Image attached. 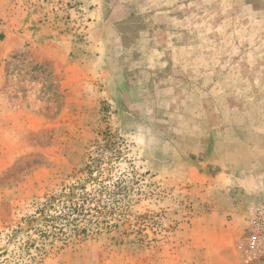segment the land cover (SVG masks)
Wrapping results in <instances>:
<instances>
[{
  "label": "rangeland",
  "instance_id": "rangeland-1",
  "mask_svg": "<svg viewBox=\"0 0 264 264\" xmlns=\"http://www.w3.org/2000/svg\"><path fill=\"white\" fill-rule=\"evenodd\" d=\"M177 1L187 35L192 14L213 41L189 48L181 38L178 52L199 72H222L238 40L252 46L240 49L247 57L264 55V0H0V264H264L250 230L264 207L221 190L212 162L222 161L190 145L197 132L213 134L190 127L200 117L190 105L222 102L223 84L237 81L215 79L217 95H190L154 62L175 51L159 44L173 19L163 12ZM88 165L99 182L87 191L102 212L88 234L28 229Z\"/></svg>",
  "mask_w": 264,
  "mask_h": 264
},
{
  "label": "crops",
  "instance_id": "crops-1",
  "mask_svg": "<svg viewBox=\"0 0 264 264\" xmlns=\"http://www.w3.org/2000/svg\"><path fill=\"white\" fill-rule=\"evenodd\" d=\"M175 4L177 6L174 5L171 10L163 12L167 18L172 16L173 19L171 25L164 28L167 39L159 44L162 49L172 47L175 51L173 56L165 53L154 61L158 65L159 76L173 81L177 90H188L190 95L203 92L208 97L219 92L218 85H213L215 79L237 81L235 86L232 84L227 87L226 83L223 84L222 102L218 103L209 98L206 104L190 105L191 111L200 113V120L199 115L195 114L190 127L213 129V134L208 132L205 136L198 132L193 133L195 135L190 137V141H193L190 145H193V152L199 154V158L206 161H222L212 162L221 168V172L212 179L214 182H220L221 190L226 193L243 191L244 197L249 199L254 208L264 207V55L260 51L252 57H247L240 49L245 50L250 45H244L238 40L235 42L237 57L232 61L228 57L222 58L224 62L229 59L232 62L229 63L230 66L220 73L213 70L199 72L195 59L193 61L190 57L189 61H186L179 53L182 49L181 38L191 39L185 41V47L189 48H193L199 41L210 48L213 41L208 29L199 32L195 30L197 24L192 14L184 19L189 20L187 35V30L184 31L185 21L177 16L181 1ZM201 80L205 85L199 88ZM239 211H242V206L235 208L232 215L237 217L236 213ZM228 239L230 237H225V240Z\"/></svg>",
  "mask_w": 264,
  "mask_h": 264
},
{
  "label": "trees",
  "instance_id": "trees-1",
  "mask_svg": "<svg viewBox=\"0 0 264 264\" xmlns=\"http://www.w3.org/2000/svg\"><path fill=\"white\" fill-rule=\"evenodd\" d=\"M86 175L84 178L69 187H65L60 193L50 196L42 203L34 215L27 219L28 229L35 228L36 225H42L46 230H39L41 235L45 234L48 237L50 234L59 236L60 234L67 235L66 230L69 229L70 236L79 238L88 234V225L93 223L91 217L97 214H102L100 211V199L87 191L88 183H97L99 178L92 172V166L88 165L83 171ZM122 180H117L116 185H120ZM110 195H118L122 192L121 187L115 188ZM99 195L102 194V189H99ZM83 220L87 224L83 225ZM99 225V224H98ZM67 227V229H65ZM39 228L40 227H36ZM38 231V229H37ZM68 238V235L67 237Z\"/></svg>",
  "mask_w": 264,
  "mask_h": 264
},
{
  "label": "built area",
  "instance_id": "built-area-1",
  "mask_svg": "<svg viewBox=\"0 0 264 264\" xmlns=\"http://www.w3.org/2000/svg\"><path fill=\"white\" fill-rule=\"evenodd\" d=\"M253 246L264 247V209L255 211L250 219Z\"/></svg>",
  "mask_w": 264,
  "mask_h": 264
}]
</instances>
